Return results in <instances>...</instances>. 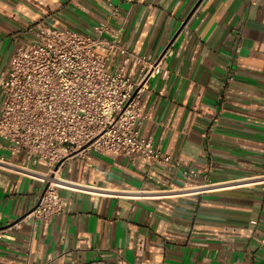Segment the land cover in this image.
I'll use <instances>...</instances> for the list:
<instances>
[{
    "label": "crops",
    "instance_id": "crops-1",
    "mask_svg": "<svg viewBox=\"0 0 264 264\" xmlns=\"http://www.w3.org/2000/svg\"><path fill=\"white\" fill-rule=\"evenodd\" d=\"M41 19L105 22L140 54L173 40L137 126L180 168L74 153L58 171L66 211L35 223L43 182L26 169L48 164L0 148V264H264V0H0V68Z\"/></svg>",
    "mask_w": 264,
    "mask_h": 264
},
{
    "label": "built area",
    "instance_id": "built-area-1",
    "mask_svg": "<svg viewBox=\"0 0 264 264\" xmlns=\"http://www.w3.org/2000/svg\"><path fill=\"white\" fill-rule=\"evenodd\" d=\"M26 29L9 67L0 68V148L11 157L24 155L30 163L48 164L45 172L26 169L43 186L23 219L49 222L66 211L68 202L59 188L67 183L58 171L74 153L142 157L152 169L180 168L177 158L157 147L152 136H143L137 126L146 115L142 98L155 90L152 79L170 77L166 61L174 54L173 40L152 55L126 47L119 33L115 39L103 37L111 29L105 22L93 26L97 34L51 26L43 19ZM113 51L119 58L110 69ZM4 160L0 155V162ZM181 175L186 181L199 172L186 168ZM2 236L6 234L0 230ZM26 264L38 263L28 259Z\"/></svg>",
    "mask_w": 264,
    "mask_h": 264
},
{
    "label": "rangeland",
    "instance_id": "rangeland-1",
    "mask_svg": "<svg viewBox=\"0 0 264 264\" xmlns=\"http://www.w3.org/2000/svg\"><path fill=\"white\" fill-rule=\"evenodd\" d=\"M117 57H118V54H117V55L114 54V57H113L112 61L110 62V69L113 68L114 63H116V59H117ZM117 62H118V61H117Z\"/></svg>",
    "mask_w": 264,
    "mask_h": 264
}]
</instances>
